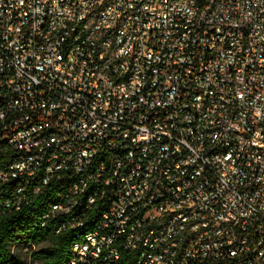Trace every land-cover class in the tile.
<instances>
[{
    "label": "built area",
    "instance_id": "obj_1",
    "mask_svg": "<svg viewBox=\"0 0 264 264\" xmlns=\"http://www.w3.org/2000/svg\"><path fill=\"white\" fill-rule=\"evenodd\" d=\"M40 193L69 264H264V0H0V215Z\"/></svg>",
    "mask_w": 264,
    "mask_h": 264
},
{
    "label": "trees",
    "instance_id": "obj_2",
    "mask_svg": "<svg viewBox=\"0 0 264 264\" xmlns=\"http://www.w3.org/2000/svg\"><path fill=\"white\" fill-rule=\"evenodd\" d=\"M42 198L40 193L29 204L0 215V264H25L16 249L39 245L43 241H47V245L33 252L39 264H69L74 230L65 227L56 232L60 225L58 217L41 226L40 218L46 208Z\"/></svg>",
    "mask_w": 264,
    "mask_h": 264
},
{
    "label": "rangeland",
    "instance_id": "obj_3",
    "mask_svg": "<svg viewBox=\"0 0 264 264\" xmlns=\"http://www.w3.org/2000/svg\"><path fill=\"white\" fill-rule=\"evenodd\" d=\"M47 243V241H43L39 245L17 248L16 251L25 264H39V262L33 257V252L36 251L39 247L47 245Z\"/></svg>",
    "mask_w": 264,
    "mask_h": 264
},
{
    "label": "clouds",
    "instance_id": "obj_4",
    "mask_svg": "<svg viewBox=\"0 0 264 264\" xmlns=\"http://www.w3.org/2000/svg\"><path fill=\"white\" fill-rule=\"evenodd\" d=\"M49 63H51V61H49ZM255 115L256 116H259V115H261V112H260V109H256V111H255ZM253 142H255V141H253Z\"/></svg>",
    "mask_w": 264,
    "mask_h": 264
}]
</instances>
